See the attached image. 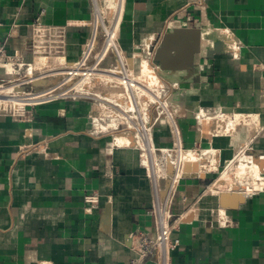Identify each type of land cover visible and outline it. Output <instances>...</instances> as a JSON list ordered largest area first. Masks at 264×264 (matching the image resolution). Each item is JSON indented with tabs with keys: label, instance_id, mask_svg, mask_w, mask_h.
<instances>
[{
	"label": "crops",
	"instance_id": "0c3cea01",
	"mask_svg": "<svg viewBox=\"0 0 264 264\" xmlns=\"http://www.w3.org/2000/svg\"><path fill=\"white\" fill-rule=\"evenodd\" d=\"M97 1L106 5L108 22L114 13L117 20L122 4L120 55L142 80L143 71L154 68L150 50L167 28H201L195 79L167 91L182 146L206 151L192 161L194 175L182 177L171 198L172 235L180 241L171 264H264V0H114V6ZM94 3L0 0V42L7 57L33 71L72 65L94 32ZM36 17L63 29L58 47H32ZM213 37L223 50L205 58ZM102 39L100 30L88 63ZM117 66L112 50L99 63L103 71ZM7 77L12 76L0 67V81ZM110 78L102 72L85 88L116 98L119 88L104 81ZM158 79L170 84L172 77ZM198 111L204 116L196 118ZM148 120L154 145L171 148L170 120L156 117L151 106ZM229 120L235 123L226 131ZM140 146L124 120L87 98H57L20 114L0 107V264H130L137 256L135 235L156 233L149 213L152 182ZM238 152L251 155L258 167L255 191L218 186L222 173L240 160ZM159 186L163 199L166 179ZM220 192L228 193L230 207L220 206ZM93 195L92 202L86 199ZM140 264H155V256Z\"/></svg>",
	"mask_w": 264,
	"mask_h": 264
},
{
	"label": "built area",
	"instance_id": "2783aa9c",
	"mask_svg": "<svg viewBox=\"0 0 264 264\" xmlns=\"http://www.w3.org/2000/svg\"><path fill=\"white\" fill-rule=\"evenodd\" d=\"M104 1L112 6L115 5L114 0ZM94 5V32L83 44L79 59L66 68L33 71L30 64H23L17 60L13 61L7 57L5 48L0 42V67L4 69L6 75L12 76L0 81V88H8V94L24 101L18 104L11 100H6L10 103H2L6 101L0 100V107L11 113L20 114L28 106L45 103L57 98L79 96L90 99L99 107L110 111L113 117L124 120L125 128L131 131L132 139L141 145L143 162L151 178L154 204L149 209V213L152 215L156 230L154 237H148L141 233L135 235L133 248L137 256L131 259L130 264H140L141 260L149 255L155 256V264H171L170 253L180 243L179 238L172 235L175 225L169 220L171 198L179 180L182 178L183 164L186 162L180 158V152H190L194 155V160H197L202 159V155L206 151L198 149L196 145L192 149H185L182 146L179 130L174 121V114L167 99V91L169 87L173 86V83L160 84L158 74L153 68L152 71L156 76L157 82L154 86L148 87L145 79L142 80L139 75L126 66L120 55L117 43L122 4L117 20L114 13L110 22L104 19L102 8H105L106 5L96 2V0ZM114 21H116V26L111 28ZM31 30V45L35 50L49 51L53 47H58L62 42L63 29L44 24L39 17H36L33 21ZM100 30L103 37L101 47L95 54L94 59L88 63L94 49L96 34ZM110 50L116 54L118 66L114 69L103 71L99 68V63ZM102 72L111 77L104 81H107L111 86L119 88L116 98L90 93L86 90L85 85ZM51 75H59L60 79L56 83L41 89L31 88L33 81L45 79ZM25 86L30 88L26 89ZM142 100H145L146 105H144ZM150 106L155 111L156 117L164 115L170 120L175 135V141L171 148H159L152 142L150 137L151 123L148 120V107ZM200 116H204V113L198 111L195 117L199 118ZM156 151L162 153L159 165L156 163L153 154ZM240 157L247 158L249 163L253 161L252 156L244 152L237 153L236 158ZM167 163L172 167L170 175H167L166 172ZM164 179H169L166 191L167 196L160 199L159 181ZM95 198L96 196L94 195L86 197L90 202Z\"/></svg>",
	"mask_w": 264,
	"mask_h": 264
},
{
	"label": "water",
	"instance_id": "95a60500",
	"mask_svg": "<svg viewBox=\"0 0 264 264\" xmlns=\"http://www.w3.org/2000/svg\"><path fill=\"white\" fill-rule=\"evenodd\" d=\"M213 47L207 48L204 52L205 58H210L215 53H219L223 50L222 45L218 43L216 38L213 39ZM150 64L154 67L155 72L163 76H171V83H182L188 79L194 80L193 76L196 68L195 57L201 53V28L188 27V26H176L167 28L158 38L155 46L150 50ZM182 72V73H180ZM179 74V75H178ZM178 76V77H176ZM60 79V78H59ZM59 79H38L32 82V86L36 85H52ZM146 105L145 100H142ZM192 162L186 161L183 164L182 177H192L194 174L190 173V166ZM194 167V166H193ZM167 175L172 172V167L169 163L166 166ZM248 178L249 175L244 176ZM235 185L230 186L233 189L238 188L236 176H233ZM169 179H166V185L168 186ZM222 183L219 182L218 186ZM249 187L252 191L257 189V186L247 184L245 187ZM228 193L220 192V206L223 208L230 207V204L226 200ZM242 199L240 195L239 200Z\"/></svg>",
	"mask_w": 264,
	"mask_h": 264
},
{
	"label": "bare ground",
	"instance_id": "6f19581e",
	"mask_svg": "<svg viewBox=\"0 0 264 264\" xmlns=\"http://www.w3.org/2000/svg\"><path fill=\"white\" fill-rule=\"evenodd\" d=\"M8 88H5L4 90H2L0 92V100L1 101H6V100H11L13 101L14 103H22L24 101H21L19 100L18 98L14 97L13 95L11 94H8ZM236 114V113H235ZM244 115H242L243 117ZM238 117H241V116H238ZM221 122V121H220ZM234 121H232L231 123V128L233 127L234 125ZM220 128V127H219ZM229 128V129H231ZM227 131V129H225ZM223 131V129H222ZM247 132V131H246ZM225 133V132H224ZM251 134V133H250ZM231 136V135H230ZM118 138V136H117ZM122 139V138H121ZM125 140V139H124ZM121 141V140H120ZM193 155L190 153V152H184V151H181L180 152V158L182 160L186 159L187 161H193L192 159ZM246 161H243L240 165L237 166L236 169L232 168V167H229L224 173H222L221 175V181L223 184H221L219 187H228V186H232L233 184L235 185V182H233V176H236V177H239V179L237 180V184L238 187H244L246 186L247 184H256V180L258 178V167L256 164H254V162L252 161L250 164V173L248 174L249 177L248 178H245L244 177V166L246 164ZM248 162V161H247ZM158 164V162H157ZM159 165V164H158ZM260 178V177H259ZM262 180V179H260ZM259 180V181H260ZM233 182V184H232ZM255 186V185H253ZM248 188V186L246 187ZM242 191H245V190H242Z\"/></svg>",
	"mask_w": 264,
	"mask_h": 264
},
{
	"label": "rangeland",
	"instance_id": "374dc122",
	"mask_svg": "<svg viewBox=\"0 0 264 264\" xmlns=\"http://www.w3.org/2000/svg\"><path fill=\"white\" fill-rule=\"evenodd\" d=\"M212 38V37H211ZM213 39H214V37H213ZM213 39H209V40H212V42H213ZM144 76V79H145V82L147 83V86L148 87H150V86H154V84H156V81H151V79H154L153 78V71H152V69H151V72H149V73H147L146 74V71L144 70L143 71V73H142ZM149 79V80H148ZM146 80H148V82L146 81ZM5 89V87L4 88H0V90H4ZM1 92V91H0ZM9 101H6V102H2V103H8ZM10 103V102H9ZM231 123H232V121H227V123H226V129H229V128H231ZM154 154V158H155V161H156V163L158 162V164H160V161H161V152H158V151H156V152H154L153 153ZM192 154V153H191ZM193 155V154H192ZM239 156V155H238ZM192 159L194 160L195 158H194V155H193V157H192ZM240 159V160H239ZM238 160V162H237V164H232V165H230L229 167H232V168H234V169H236L237 168V166L238 165H240L243 161H245V160H247V158H243V157H240ZM185 161H187L186 159H184ZM250 163L249 162H247L246 161V164H245V166H244V176L246 175V174H249L250 173ZM228 167V168H229ZM225 172V171H224ZM223 172V173H224ZM239 178V177H238ZM233 182H234V179L232 180ZM233 182H232V184H233ZM253 185V184H252ZM257 186V185H256Z\"/></svg>",
	"mask_w": 264,
	"mask_h": 264
}]
</instances>
